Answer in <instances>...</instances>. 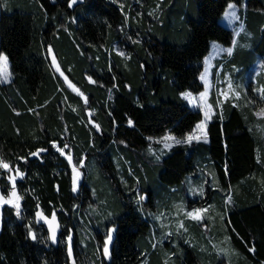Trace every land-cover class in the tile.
Instances as JSON below:
<instances>
[{"label": "trees", "instance_id": "trees-1", "mask_svg": "<svg viewBox=\"0 0 264 264\" xmlns=\"http://www.w3.org/2000/svg\"><path fill=\"white\" fill-rule=\"evenodd\" d=\"M20 1L23 7L0 12V51L8 57L11 73L8 82L0 81V157L23 173L16 178L22 197L19 215L11 205L1 207L0 264H70L66 243L52 245L46 238L36 218L38 209L55 211L59 239L67 232L64 221L70 223L75 264H140L144 252L136 240L151 226L141 208L152 198L144 174L173 184L198 168L211 167L219 187L207 184L203 195H185L186 207L206 205L208 192L218 190L222 207L227 206L225 258L229 264H264V122L254 123L261 117L252 105L240 107L230 98L221 101L207 123V143L174 144L158 160L145 163V173L128 154L133 167L123 161L127 188L123 210L112 220L115 231L107 258L99 252L100 230L84 240L78 234L90 188L81 182L73 191L72 165L53 147L67 144L65 152L70 150L74 164L94 156L108 178L118 183L112 154L122 141L140 147L165 131L183 137L201 111L180 91L202 88L198 74L211 39L231 42V29L218 21L230 0H142L122 7L114 0H77L71 7L70 0ZM243 1L250 43L242 37L224 60L229 69L240 65L239 71L264 56V0ZM123 8L131 14L128 26ZM135 8L140 14L134 17ZM60 21L72 29V36L63 28L52 33L51 27ZM115 42L124 48L123 55L113 49ZM48 43L87 103L51 69ZM220 61L215 60L214 69ZM86 108L95 125L88 121ZM38 150L43 151L31 155ZM8 174L0 168L3 193L10 187ZM136 190L147 192L144 202L134 198ZM226 196L231 202L226 203ZM200 239L198 251L185 244L182 256L176 257L178 264H202L203 256L206 264H217L216 251Z\"/></svg>", "mask_w": 264, "mask_h": 264}, {"label": "rangeland", "instance_id": "rangeland-1", "mask_svg": "<svg viewBox=\"0 0 264 264\" xmlns=\"http://www.w3.org/2000/svg\"><path fill=\"white\" fill-rule=\"evenodd\" d=\"M114 1L121 7L123 6V4H129V2L130 4L142 2V0H127L128 2L126 3L125 0ZM130 4L128 6H130ZM123 11L126 14L125 17H127L126 26H128V18L131 16V14L125 8H123ZM233 11L235 12V16L237 17L236 19H230V16L228 15ZM244 12L245 2L243 0L240 3L234 2L232 0L226 3L225 8L218 17V21L231 29L232 40L229 44H224L216 39H211L209 42L208 51L202 57V68L198 76L200 78L201 74L205 70V67L207 66L209 71V88L206 99L207 103L212 106V115L217 109L218 102L220 104L221 101L229 98L232 101L237 102L240 107L244 105H252V109L255 115L256 113L260 112L261 109H264V95H262V93L259 91L260 89L264 88V56H258L247 70L239 71L240 65L238 66L235 64L236 67L234 66L232 67V69L227 68L225 66L224 60L230 55L226 52L219 51V49L228 47H232L234 49L236 43L238 44L239 42H241L242 37H245V42L247 44L250 43V38L247 37V35L251 33V28L247 26V24H245ZM132 14V16L135 17L137 14H140V10L138 8H135ZM131 38L135 40L137 39V37L134 36ZM233 41H235V43H233ZM214 45L216 47H214ZM113 49L118 53H125L124 48L118 42H115V44L113 45ZM206 58H208V60L210 61L208 65L205 64ZM219 58L221 61L214 69L215 60ZM57 73L60 75L67 86L68 83H66L65 77H67L68 81H70L72 85L78 88L77 85H75L63 71L59 70L57 71ZM61 73H63V75H61ZM201 82L202 88L200 90L191 91L189 89H184L180 91V95L182 96V93L190 92L194 97L199 98L200 93L205 91V83L202 80ZM229 82L232 85L233 91H229ZM70 89L73 91L72 88ZM79 92L83 93L81 90H79ZM223 92H228L227 98H225L221 94ZM235 93H239V96L237 97ZM79 96L83 100V103H85L84 98L81 95ZM83 96L85 97L84 93ZM185 100L191 107L198 108L201 111V117L194 123L192 128L183 137L180 138L169 131H165L161 135L150 137V139L144 146L134 147L128 145L124 141L120 143L121 146L119 151L112 154V158L117 166L118 183L112 182V180L108 178L94 156H92L85 163L82 159L79 164H76L80 172V177L77 182V188L79 189V184L81 182H84L90 188L89 194L86 196L87 204L84 206V210L81 214V223L83 226L81 227L79 225V229L77 231L79 236L83 239L89 238V236H94L96 234V230H100L102 234L99 252H101L100 254H102L103 256L105 239L110 232L112 238L114 235L115 223L112 220L123 210L121 199L123 198V192H125L127 188L125 179L122 176L123 161L133 167V164L130 162V156H128V154H132L135 160L138 162L142 172L145 173V163H153L154 161L158 160L157 157L161 158L170 149L165 148L164 144L158 143V141L162 140V138L167 135H171L176 137V139L183 140L188 134L192 133L196 125L204 119V112L200 107L190 104L187 99ZM254 106L257 108H255ZM85 111L88 116V121L95 125L96 123H94L89 116L91 110L86 108ZM259 121L264 122V117H261L254 123L258 125ZM81 162L83 165L82 167L80 166ZM10 175H14V172L8 174V180L10 183L8 191L6 193H3L0 190V195H3L5 198L8 197L9 193L12 190V183L9 179ZM73 175L74 173L73 171H71L72 188ZM144 175L146 178V186L150 188L152 198L149 203H144L141 208L149 217L151 226L149 232L140 235L136 240V244L144 252V257L140 264H178L176 261V257L182 256L183 252L185 251V244L189 243L195 250L197 249L196 251L200 250L198 249V243L201 240L200 237L206 240L205 247H209L210 249V247L212 246L213 250L216 251L218 256L217 264H229L228 258H225L226 252H224L226 246L229 247L225 239L227 233L224 223V212L226 211L227 206L225 204L224 207H222L223 204L221 202L220 192L218 190L209 191L208 195L210 196V201L206 205L193 206L190 208L186 207V199L184 197L185 195L191 197L199 196L200 189H203L204 194L207 189V184L211 185L212 187L216 185L217 187H219V180L214 168L211 167L209 171L198 168L195 174L190 175L189 177H185L180 182L173 184L162 182L161 180L156 178L154 174L150 175L151 178L147 174ZM193 190H195V192ZM135 193L137 194L134 195V198L136 199L137 196V201L140 196H144L146 199V191H143L141 194L139 190H136ZM145 199H143L142 202H144ZM225 199H227V196ZM8 205H11L17 212V208L14 205ZM1 207L2 205H0V220ZM197 208L207 209V211L203 213V217L201 220H193L185 215L186 212L192 211L193 209ZM36 218L40 221L37 215ZM181 222L183 223V228L179 227ZM69 224L70 223L68 221H64L63 225H67L68 228L66 235L62 237L60 236L59 242L66 243L69 263L75 264L72 238L70 242L68 240V237L72 236V230ZM41 225L44 227V224L42 222ZM45 236L48 239L46 229ZM207 242L209 243V245ZM69 244L71 245L72 249L71 256H69L68 252ZM82 245L84 250L89 249V245H85L84 242L82 243ZM204 252L208 254V248L205 249ZM203 257L204 258L201 257V262L202 264H206L207 258L206 256Z\"/></svg>", "mask_w": 264, "mask_h": 264}, {"label": "snow or ice", "instance_id": "snow-or-ice-1", "mask_svg": "<svg viewBox=\"0 0 264 264\" xmlns=\"http://www.w3.org/2000/svg\"><path fill=\"white\" fill-rule=\"evenodd\" d=\"M77 2V0H70V4L69 6L71 7L72 4H75ZM231 7V6H230ZM230 16V19H236L237 17L235 16V12H231L228 14ZM233 43H235V41H233ZM214 47H216L214 45ZM219 51L222 52H226L227 54L231 55L233 48L232 47H228V48H224V49H219ZM49 52H51V49H49ZM120 55H123V53H120ZM53 63L55 64V57H53ZM210 63V61L208 60V58L205 59V64L208 65ZM57 71H59V66L57 65ZM10 71H9V62H8V57L6 55H4L3 53H0V80L4 81V82H8L9 78H10ZM61 75H63V73H61ZM208 76H209V71H208V67H205L204 72L201 74L200 79L205 83V91L200 93L199 98L194 97L192 95V93L190 92H185L182 93V96L188 100V102L194 106H198L201 108V110L204 112V119L202 121H200V123H198L196 125V127L193 129V132L188 134L186 136L185 139L180 140V139H176V137L171 136V135H167L165 137L162 138V140L158 141V143H163L165 148H170L172 147V144H181V143H191L192 141L196 140L199 141L201 139H203V141L205 143H207V123L208 121L211 119V115H212V106L210 104L207 103V93H208V88H209V83H208ZM65 81L66 83H68V86L70 88L73 89V91H76L79 95H81L84 100L85 103H87V98L83 96V93L79 92V89L76 88L74 85L71 84L70 81H68L67 77H65ZM89 82L90 83H95V81H93L90 77H89ZM229 91H233L232 90V85L229 82ZM262 95H264V88L259 90ZM225 98L228 97V92H223L221 93ZM235 95L238 97L239 93H235ZM219 104V102H218ZM256 115L258 117H264V109H261L260 112L256 113ZM132 120L128 121L129 126L132 125ZM98 127V126H97ZM171 142V143H169ZM53 147L56 148V150L58 152H60V154L62 156H65L68 159V162L70 165H72V171L74 173L73 175V191H76L77 188V182L79 180L80 177V172L76 166V164L73 163V157L71 156L70 150L69 152H65V149L68 148V145L65 144L63 146V148L59 147L57 144L53 143ZM43 151V150H38L37 152L31 153L32 156H38L39 152ZM157 159H159V157H157ZM81 167L82 162H81ZM0 168L7 170L9 173H13L14 175H10L9 179L12 183V190L9 193L8 197L5 198L3 195H0V205L3 204H12L17 208V214L19 215V201L22 199V197L17 193L16 191V178L17 177H23V173L19 171L18 168L13 169L12 165L8 162H5V160L0 157ZM195 192V190H193ZM199 194L203 195V189L199 190ZM140 200L145 199L144 196H140L139 197ZM231 202V197L229 196L228 200L226 201V203ZM207 211V209H202V208H197V209H193L192 211H188L185 213V215L193 220H201L203 217V213H205ZM38 216H42L43 214L41 212L37 213ZM45 222L48 223L49 225V232H50V238L52 239L53 242H56V232L57 229L59 227V225L56 222V214L55 211H53L52 217L50 220H48L47 218H45ZM180 228H183V223L181 222L179 225ZM30 235L31 232H30ZM32 238L35 239V236L32 235ZM69 242L71 241V236L68 237ZM112 240V236H111V232L109 233V235L107 236V238L105 239L104 242V248H103V254L104 256L107 258L109 257L110 253H109V244ZM250 251H254V249H250ZM69 256L72 255V249H71V245L69 244Z\"/></svg>", "mask_w": 264, "mask_h": 264}, {"label": "crops", "instance_id": "crops-1", "mask_svg": "<svg viewBox=\"0 0 264 264\" xmlns=\"http://www.w3.org/2000/svg\"><path fill=\"white\" fill-rule=\"evenodd\" d=\"M21 7H23V4L20 0H0V12L5 11V10L9 11L11 9L21 8ZM69 19L74 21L75 17L72 15L71 17H69ZM65 23H66V20H65ZM65 23L63 21H60V22H58V24H56V26L54 25L53 27H51L50 30L52 31L53 34H57L58 32L63 31V30H58V28H63L65 31L64 33H69V35L72 36V33H74V32L72 31V29L70 27L66 26ZM49 49H51V52H49ZM0 53H3L4 55H6L3 51H0ZM46 53L48 56L49 65H50L51 69L54 72H57V65H58L59 70L63 71L61 64H60V61L58 59V56L56 55V52L54 50V47L50 43H48V45L46 47ZM53 57H55V64L53 63ZM8 62H9V60H8ZM10 77H11V75H10ZM0 81H2V80H0ZM64 145H65V143H64ZM79 163H80V161H79Z\"/></svg>", "mask_w": 264, "mask_h": 264}, {"label": "water", "instance_id": "water-1", "mask_svg": "<svg viewBox=\"0 0 264 264\" xmlns=\"http://www.w3.org/2000/svg\"><path fill=\"white\" fill-rule=\"evenodd\" d=\"M38 212H41L43 214L42 216H38V218L44 224V227H45V229L47 231L49 243L52 244V245H56L58 243V241H59V232H60V221L58 219L57 214L55 213L56 214V222L59 225V227H58L57 232H56V242H53L52 239L50 238L49 225H48V223L45 222V218H47L48 220L51 219L53 212L47 214L42 209H38L37 213Z\"/></svg>", "mask_w": 264, "mask_h": 264}]
</instances>
